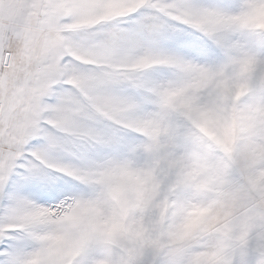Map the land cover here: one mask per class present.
Returning a JSON list of instances; mask_svg holds the SVG:
<instances>
[{
    "label": "snow or ice",
    "instance_id": "obj_1",
    "mask_svg": "<svg viewBox=\"0 0 264 264\" xmlns=\"http://www.w3.org/2000/svg\"><path fill=\"white\" fill-rule=\"evenodd\" d=\"M0 264H264V0H0Z\"/></svg>",
    "mask_w": 264,
    "mask_h": 264
}]
</instances>
